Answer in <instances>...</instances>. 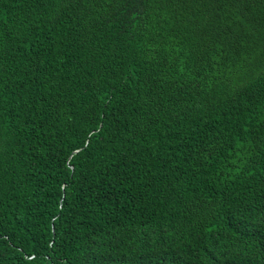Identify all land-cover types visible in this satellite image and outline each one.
<instances>
[{
    "label": "trees",
    "instance_id": "1",
    "mask_svg": "<svg viewBox=\"0 0 264 264\" xmlns=\"http://www.w3.org/2000/svg\"><path fill=\"white\" fill-rule=\"evenodd\" d=\"M0 264H264V0H0Z\"/></svg>",
    "mask_w": 264,
    "mask_h": 264
}]
</instances>
